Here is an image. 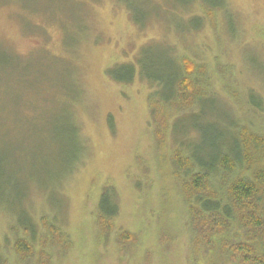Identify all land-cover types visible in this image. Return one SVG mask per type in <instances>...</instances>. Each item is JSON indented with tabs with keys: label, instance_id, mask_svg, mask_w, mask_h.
I'll return each mask as SVG.
<instances>
[{
	"label": "rangeland",
	"instance_id": "obj_1",
	"mask_svg": "<svg viewBox=\"0 0 264 264\" xmlns=\"http://www.w3.org/2000/svg\"><path fill=\"white\" fill-rule=\"evenodd\" d=\"M222 1L203 23L205 0H0V235L20 214L48 220L31 258L3 237L0 264H234L221 249H193L177 142L159 125L182 103L153 115L150 103L164 106L144 79L113 76L149 48L156 69L154 51L175 44L225 77L207 112L264 138V0ZM177 123L188 138L193 115ZM106 185L120 209L108 233L97 217Z\"/></svg>",
	"mask_w": 264,
	"mask_h": 264
},
{
	"label": "trees",
	"instance_id": "obj_2",
	"mask_svg": "<svg viewBox=\"0 0 264 264\" xmlns=\"http://www.w3.org/2000/svg\"><path fill=\"white\" fill-rule=\"evenodd\" d=\"M205 2L209 5L206 13L196 17L203 23L212 15L211 10L225 5L222 0ZM162 42L166 44L165 52L154 51L158 57L156 69L151 64L155 62L150 58L149 48L145 57L138 55V60L115 64L113 67L118 69L113 70L114 79L128 83L136 76L144 79L150 86V99L160 100L164 106L159 109L156 103H150L153 115L162 108H173L174 101L183 105L169 125L165 124V118L173 114L169 110L159 125L170 129L177 142L172 158L189 204L194 251L199 246H204L202 251L205 252L221 249L234 264H264V166L259 165L264 164V138L245 124L236 126L235 122H225L221 119L223 111L216 112L217 116L216 109L207 112L211 99L225 88V77L211 75L207 64L200 66L175 44ZM249 101L254 107L262 108V101L253 91L249 92ZM204 113L205 117H201ZM185 114L193 115L194 130L188 138L179 140L175 135L179 127L178 115ZM202 119L205 125L201 128L199 121ZM2 199L3 189L0 202ZM0 205L4 206V202ZM98 208L100 229L108 233L120 212L112 186L104 187ZM43 218L46 219L45 216L25 218L18 215V223L8 228L16 231L3 233L7 243L8 240L13 242L12 245L8 243V249L31 258L38 244L42 246L45 242L40 239V234L46 232ZM50 224L61 226L57 218ZM3 237L0 235L1 262L5 259L7 245ZM64 237L59 233L54 239L60 241Z\"/></svg>",
	"mask_w": 264,
	"mask_h": 264
}]
</instances>
